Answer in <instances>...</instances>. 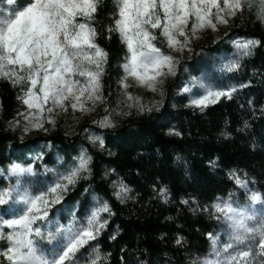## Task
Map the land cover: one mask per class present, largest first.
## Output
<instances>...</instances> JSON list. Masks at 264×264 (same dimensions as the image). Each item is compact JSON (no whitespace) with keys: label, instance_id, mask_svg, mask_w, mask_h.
Returning <instances> with one entry per match:
<instances>
[{"label":"trees","instance_id":"1","mask_svg":"<svg viewBox=\"0 0 264 264\" xmlns=\"http://www.w3.org/2000/svg\"><path fill=\"white\" fill-rule=\"evenodd\" d=\"M255 4L242 11L236 33L259 40L260 45L239 63L238 70L213 68L217 56L228 48L224 43L181 65V71L193 77L205 75L218 89L236 88L231 99L222 97L203 111L186 107V98L173 100L172 95L182 80L180 72L166 84L160 109L132 114L103 129V148L84 135L61 130L16 141L6 124L24 109L17 98L21 91L0 79V171L14 163L32 166L35 175L22 179L40 188L52 183L82 152L92 158L90 175L70 186L41 224L45 232L74 220L77 226L85 223L95 203L106 202L111 209L105 217L107 226L79 254L87 256L92 249L101 258L99 264H201L210 249L209 234L219 228L212 205L232 195L248 202L232 174L247 180L249 189L264 193V30L254 24L258 0ZM116 12V0H100L94 22L96 43L108 54L102 78L107 107L115 100L128 56L119 33L109 31L115 27ZM121 182L130 191L118 200L115 193ZM6 187L9 184L0 177V189ZM60 239L51 244L38 240V247L50 256L58 251ZM6 247L7 241L0 240V249ZM0 264L8 262L0 257Z\"/></svg>","mask_w":264,"mask_h":264},{"label":"snow or ice","instance_id":"2","mask_svg":"<svg viewBox=\"0 0 264 264\" xmlns=\"http://www.w3.org/2000/svg\"><path fill=\"white\" fill-rule=\"evenodd\" d=\"M6 4L17 7L6 14L0 12V79L20 88L17 98L26 106V112L18 115L25 121V132L29 130L27 125L42 129L45 122L54 124L57 109L67 112L71 107L74 112H88L102 103L108 54L96 43L94 22L100 0H25L22 4L20 0H6ZM246 4L250 9L256 7L254 0H116L115 27L109 31L118 32L128 50L125 75L120 81L126 99L133 102L128 106L144 110L143 104L128 92L130 78L137 86L155 92L164 77L175 75L176 58L158 47V40L173 51H183L199 30H216L218 24H227ZM258 6V16L264 19V0H258ZM259 45V40L248 39L235 46L241 56H247ZM239 67V61L232 60L224 70L232 72ZM235 91L234 87L207 88L191 104L203 111L222 97L231 99ZM99 123L102 127L113 126L107 116ZM96 140L103 148V140L93 138V142ZM91 159L82 152L52 183L35 193L22 189L20 179L35 175L33 167L19 163L10 166L16 185L0 190V205L15 201L24 207L19 216L0 219V240L7 241V247L0 249L3 260L8 264H74L76 254L98 238L108 223L102 214H111L106 202L78 226L75 220L67 226L57 225L55 231L45 232L41 226L69 187L90 175ZM230 178L245 190L250 205L264 206V193L249 189L248 181L236 174ZM129 191L121 182L115 195L123 199ZM161 195L165 196L166 190L162 189ZM211 214L227 224L228 239L221 244L218 237L209 234L211 253L203 264H264V214L257 217L231 201L213 204ZM58 237V251L51 257L38 247V240L51 244ZM100 259L97 255L90 264H99Z\"/></svg>","mask_w":264,"mask_h":264},{"label":"rangeland","instance_id":"3","mask_svg":"<svg viewBox=\"0 0 264 264\" xmlns=\"http://www.w3.org/2000/svg\"><path fill=\"white\" fill-rule=\"evenodd\" d=\"M256 3V0H254ZM16 6H8L6 4V0L2 5H0V12L7 13L9 10L15 9ZM246 9L249 8V5H245ZM242 14L238 12L234 18H230L227 24H218L216 30H212L209 28H204L199 30L196 33V36L191 39V42L184 48L183 51H173L169 49L166 44L162 43L158 40V47H165V53L173 55L176 58V67H175V75H168L163 78V83L158 85V90L153 92L144 87H139L135 84L134 81L129 79L128 83L132 86L128 89V92L132 94L134 98H137L140 103L143 104L144 110L141 111L139 107L133 106L129 107L132 101H128L124 95L123 89L120 87V82L118 83V87L116 89V96L113 104L107 107L103 102L97 103L92 111L81 112V111H73L71 107L68 108L67 112H64L60 109H57L53 114V118L55 123H44V127L42 129L32 128L31 125H27L29 130L25 132V121L22 116L18 115L13 121H10L6 124V129L8 133L18 142H24L28 140H32L37 137H46L49 134L55 132L56 130H61L66 135H76L81 134L84 135L92 144L100 147L99 140L93 142V138L99 137L102 139V130L113 128L116 125L120 124L123 120H125L128 116L132 114H145L151 111H155L161 108L164 103L166 84L173 80L180 72H182L183 77L180 83L173 88V100H177L178 98H186L187 105L186 107H191L194 111H201L200 108H197L191 104V100L194 98H198L203 95L207 88H215L208 80L205 75L200 77H193L190 72L183 69L181 71V65L185 61L189 60H198L201 56H204L207 49L214 48L221 43H224L228 46V48L223 51V53L217 56L218 62L217 65H214L215 70H220L222 72H228L224 70V66L232 60H238L239 63L248 58L250 55L241 56L239 54L238 49L236 48V42L238 41H246L248 39H253L251 37L240 36L236 33L238 28H240L239 18ZM255 26H258L262 30H264V19L259 18L258 14L255 16L254 21ZM191 25H189V28ZM191 34V33H190ZM158 35V32H157ZM180 39H183L182 37ZM255 48V47H254ZM252 49V51L254 50ZM251 51V53H252ZM181 74V73H180ZM189 88L188 92H185V88ZM19 88V87H18ZM211 105V104H210ZM22 112H26V106H24ZM91 107V105H89ZM151 109L149 111L148 109ZM47 113H45V118H47ZM110 117L113 126L112 127H102L99 123L104 119V117ZM19 120V125L16 124V121ZM10 168V167H9ZM9 168L5 171H0V177L5 180L10 186L16 185V177L11 176L9 173ZM21 177V188L28 189L33 193L43 189L44 187L36 188L35 186L27 183ZM15 180V181H13ZM2 190V189H0ZM118 199V198H117ZM121 200V199H118ZM220 201H231L234 206H238L241 208H245L251 213L257 215L259 217L261 214H264V206L262 205H250L249 202L241 203L240 200L232 195L228 198H224ZM102 203L96 202L91 212L100 207ZM23 205L16 203L15 201L9 202L5 205H0V219H10L16 216H19L23 211ZM90 212V213H91ZM107 213H103V218L105 219ZM67 226V225H66ZM8 231V229H5ZM228 226L223 220H219V228L213 233V236L218 237L221 244L228 239ZM101 234V233H100ZM92 242V241H91ZM82 250V249H81ZM80 250V251H81ZM211 253V240H210V249L208 254L202 259L201 264H203V260L208 258ZM53 255V254H52ZM50 255L49 257H51ZM74 264H90L91 260L96 257V254L92 249H90L89 255H81L79 252L76 254Z\"/></svg>","mask_w":264,"mask_h":264}]
</instances>
